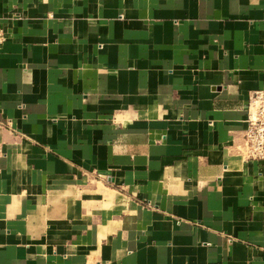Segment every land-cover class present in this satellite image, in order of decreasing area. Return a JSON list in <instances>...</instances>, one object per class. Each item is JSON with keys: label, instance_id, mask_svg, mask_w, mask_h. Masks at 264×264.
I'll return each mask as SVG.
<instances>
[{"label": "crops", "instance_id": "0c3cea01", "mask_svg": "<svg viewBox=\"0 0 264 264\" xmlns=\"http://www.w3.org/2000/svg\"><path fill=\"white\" fill-rule=\"evenodd\" d=\"M0 264H264V0H0Z\"/></svg>", "mask_w": 264, "mask_h": 264}, {"label": "built area", "instance_id": "2783aa9c", "mask_svg": "<svg viewBox=\"0 0 264 264\" xmlns=\"http://www.w3.org/2000/svg\"><path fill=\"white\" fill-rule=\"evenodd\" d=\"M245 123L240 143L245 157L264 159V86L248 97Z\"/></svg>", "mask_w": 264, "mask_h": 264}]
</instances>
